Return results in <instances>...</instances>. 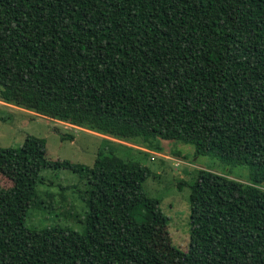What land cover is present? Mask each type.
I'll return each instance as SVG.
<instances>
[{
	"label": "trees",
	"instance_id": "1",
	"mask_svg": "<svg viewBox=\"0 0 264 264\" xmlns=\"http://www.w3.org/2000/svg\"><path fill=\"white\" fill-rule=\"evenodd\" d=\"M0 100L249 170L242 181L198 169L188 250L171 253L146 166L113 146L91 165L49 160L27 135L0 146V173L16 176L0 182V264H264V0H0ZM59 167L87 186L80 231L26 224L48 207L41 171Z\"/></svg>",
	"mask_w": 264,
	"mask_h": 264
},
{
	"label": "rangeland",
	"instance_id": "2",
	"mask_svg": "<svg viewBox=\"0 0 264 264\" xmlns=\"http://www.w3.org/2000/svg\"><path fill=\"white\" fill-rule=\"evenodd\" d=\"M27 135L45 140L46 157L49 160L91 165L99 151L113 146L119 156L146 166L150 173L142 184L143 190L147 196L160 200V208L168 217L164 243L168 244L171 253H186L188 250V185L195 181L198 169L207 168L242 181L249 175L247 166L222 163L207 154L196 155L191 144L158 138L155 143L159 144L160 150L146 149L67 122L51 120L0 100V146L19 147ZM63 135H72L73 140L63 139ZM41 176L45 181L38 185V195L47 202L48 207L39 212L29 209L26 224H55L80 231V219L87 208L84 202L87 188L84 180L77 173L62 167L47 168L41 171ZM15 178L14 174L7 171L0 173L2 185L11 186ZM62 186L65 188L61 189ZM171 261L173 264L184 262L178 258Z\"/></svg>",
	"mask_w": 264,
	"mask_h": 264
}]
</instances>
